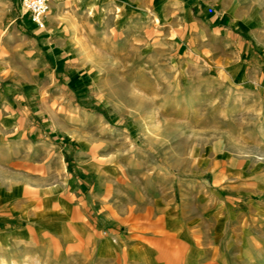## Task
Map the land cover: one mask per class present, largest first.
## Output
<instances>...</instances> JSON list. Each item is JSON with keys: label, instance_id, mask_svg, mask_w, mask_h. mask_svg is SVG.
I'll return each mask as SVG.
<instances>
[{"label": "rangeland", "instance_id": "rangeland-1", "mask_svg": "<svg viewBox=\"0 0 264 264\" xmlns=\"http://www.w3.org/2000/svg\"><path fill=\"white\" fill-rule=\"evenodd\" d=\"M184 1L186 7L193 4ZM106 4L98 22L76 31L72 49L45 50L40 69L29 70V55L22 53L30 47L17 39L15 24L31 34L48 26L28 30L20 0H0V86L20 82L28 88L30 99L22 104L28 118L21 123L32 141L59 144L70 156L81 150L99 159L107 174L114 171L112 182L122 194L136 180L137 194H144L151 186L147 174H156L162 165L187 179L211 181L225 160H235L231 165L236 166L248 156L264 158V89L246 93L238 77L222 70L223 61L209 65L207 56L194 55L200 42L189 25L179 32L175 2ZM197 12L214 25L206 10ZM198 29L206 41L199 45L203 51L219 53L221 47L208 41L209 29ZM47 42L55 45L50 37ZM56 49L65 51L61 61ZM3 139L0 131V160L6 153ZM255 185L257 200L262 195ZM258 201L227 226L210 261L195 250L172 264H264V196ZM40 221L65 230L63 217L45 215ZM23 222L11 203L0 200V264H146L99 259L83 251L80 242L44 236L26 240L17 233L9 238L7 231Z\"/></svg>", "mask_w": 264, "mask_h": 264}, {"label": "crops", "instance_id": "crops-1", "mask_svg": "<svg viewBox=\"0 0 264 264\" xmlns=\"http://www.w3.org/2000/svg\"><path fill=\"white\" fill-rule=\"evenodd\" d=\"M108 1L115 0H50L48 29L31 34L15 24L17 39L30 47L22 53L29 55L28 69H40L45 50L72 49L76 31L98 22ZM169 1L177 6L174 16L183 27L179 32L189 25L200 42L195 44L194 55L207 56L209 65L223 61L222 70L238 77L246 93L251 88L264 89V0H193L191 7L184 0ZM200 9L207 11L213 26L197 12ZM24 18L26 28L34 32L35 25ZM198 28L209 29L208 41L221 47L219 53L203 51L205 46L199 45L206 41ZM49 37L54 46L47 42ZM55 51L61 61L65 51ZM27 89L20 82L0 86V131L6 137L2 143L6 153L0 160V200L11 203L14 215L24 220L7 231L9 238L17 233L26 240L44 236L71 245L80 242L87 254L114 262L125 258L172 264L195 250L205 256L203 261H210L241 209L258 205L264 196V158L248 155L236 166L231 165L235 160H225L211 181L187 179L162 165L156 174H147L151 186L144 194H137V180L129 193L122 194L121 188L117 192L114 171L110 168L107 174L99 159L81 150L70 156L59 144L43 145L29 138L21 123L27 117L22 106L23 99H30ZM253 184L260 199L253 196ZM45 215L63 217L65 230L42 225Z\"/></svg>", "mask_w": 264, "mask_h": 264}, {"label": "built area", "instance_id": "built-area-1", "mask_svg": "<svg viewBox=\"0 0 264 264\" xmlns=\"http://www.w3.org/2000/svg\"><path fill=\"white\" fill-rule=\"evenodd\" d=\"M21 12L37 28H44L50 8V0H20Z\"/></svg>", "mask_w": 264, "mask_h": 264}, {"label": "trees", "instance_id": "trees-1", "mask_svg": "<svg viewBox=\"0 0 264 264\" xmlns=\"http://www.w3.org/2000/svg\"><path fill=\"white\" fill-rule=\"evenodd\" d=\"M101 109V108H100Z\"/></svg>", "mask_w": 264, "mask_h": 264}]
</instances>
